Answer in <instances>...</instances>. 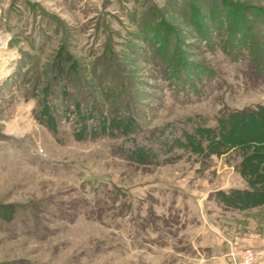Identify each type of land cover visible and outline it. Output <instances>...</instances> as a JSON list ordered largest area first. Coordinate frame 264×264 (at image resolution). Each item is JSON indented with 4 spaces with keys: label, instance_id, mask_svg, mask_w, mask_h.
<instances>
[{
    "label": "rangeland",
    "instance_id": "rangeland-1",
    "mask_svg": "<svg viewBox=\"0 0 264 264\" xmlns=\"http://www.w3.org/2000/svg\"><path fill=\"white\" fill-rule=\"evenodd\" d=\"M233 4L263 35L264 0H0V264H205L199 247L218 238L229 264L241 236L264 257V202L220 196L259 191L240 170L252 152L264 162V141L199 142L221 115L264 107V65L206 27ZM150 19L178 36L180 80L143 32ZM252 119L237 126L258 133Z\"/></svg>",
    "mask_w": 264,
    "mask_h": 264
},
{
    "label": "trees",
    "instance_id": "trees-1",
    "mask_svg": "<svg viewBox=\"0 0 264 264\" xmlns=\"http://www.w3.org/2000/svg\"><path fill=\"white\" fill-rule=\"evenodd\" d=\"M215 6V13L217 14L211 16L208 24H206L207 29L209 30V28L214 27V29L217 30L218 33L225 32L227 34L226 42H224L225 44L223 48L226 49V52H228L231 57L238 56V54L241 53L242 49H247L251 57V62L258 65L259 67L263 66L264 34L259 35V33L252 25L251 20L245 15L240 14L239 12H241V8L239 9L238 7H235L236 5H228V10L220 9L218 5ZM194 10L197 12L196 9ZM198 12H192L191 16L189 17L195 18L199 16ZM222 13L227 14V20L225 22L221 20ZM262 20L264 21V15L262 16ZM153 21V19L144 21V23L142 24L143 32L147 34L146 36L148 37L149 42H154L155 44L159 45L156 52L160 54V56H162L160 58V63H162V65L167 67V69H169L170 71L175 72V74H177L178 76L177 79L180 80V75L185 72L186 68H188L189 65L187 55L185 54V51L172 52L171 47L174 43V38L178 39V36L173 35L174 32L171 31L165 21H162L157 25H153ZM203 23L205 25L204 21L202 22V25L200 27L197 26V29L200 34L199 36L205 40L209 37V33L204 30L205 27L203 28ZM58 57H60V60H58L54 64L53 68L54 70H56L55 74L57 77L63 76L64 74L67 75L70 72L71 67L66 68L61 59L63 56ZM63 59L65 62H68L66 57H64ZM78 110L79 116L84 118L85 115L82 116L83 112L81 111L80 107H78ZM257 115L263 116L264 119V107L225 113L219 117V126L216 132H214L213 130L199 131V134L201 135L199 142L201 143V141L207 139L209 142L213 143L214 149H217L216 151H218V149H220V151H228L231 148H238L240 149V151H243L244 146L253 147L254 145H257L254 140H258L261 138L264 141L263 119H258L259 123L257 122V124L262 125V129L258 133L255 130L253 131V133H246L245 130L237 126V122L240 123L243 120L249 122V120H251L255 123L256 120L252 119V117H256ZM100 122L101 128L102 126L106 125L105 118H103L102 121L100 120ZM85 129L86 127L85 125H83L82 130ZM254 135L256 136V138L254 137ZM188 139H190V143L192 142V144L197 143L192 136ZM250 143L251 145H249ZM195 147L199 148V145ZM256 147L261 149V151H259L258 153L263 155L262 160H264V146H254V150L257 149ZM253 153L254 152H252L245 158V162L243 166H241L240 171L243 176L248 179L251 185L255 184L256 182L261 184L260 187H258L259 189H257L259 191H256L254 187V189L252 190H232L228 194L221 192V201H225V203L229 206L245 209L254 207L264 202V198H262L264 197V162L260 164L256 159L252 160L251 163H249V156H252ZM258 165L260 167V170L257 167Z\"/></svg>",
    "mask_w": 264,
    "mask_h": 264
},
{
    "label": "crops",
    "instance_id": "crops-1",
    "mask_svg": "<svg viewBox=\"0 0 264 264\" xmlns=\"http://www.w3.org/2000/svg\"><path fill=\"white\" fill-rule=\"evenodd\" d=\"M238 239V238H237ZM239 239H241V247L236 249L240 253L242 251V248H252L256 251V245L251 244L249 239L244 238L241 236ZM264 246V242H262L261 246ZM202 249V253H200L202 257V261L205 262V264H227L230 260L229 257V249L227 248V245L224 243V238H218L217 242H214L212 244H201L200 247ZM264 252V250H262ZM255 264H264V257H260L259 260Z\"/></svg>",
    "mask_w": 264,
    "mask_h": 264
},
{
    "label": "built area",
    "instance_id": "built-area-1",
    "mask_svg": "<svg viewBox=\"0 0 264 264\" xmlns=\"http://www.w3.org/2000/svg\"><path fill=\"white\" fill-rule=\"evenodd\" d=\"M231 256L233 258L232 262H229V264H254L256 259H257V255L255 253V251L251 248H247L245 249L242 254H241V260L237 261V254L232 252Z\"/></svg>",
    "mask_w": 264,
    "mask_h": 264
},
{
    "label": "bare ground",
    "instance_id": "bare-ground-1",
    "mask_svg": "<svg viewBox=\"0 0 264 264\" xmlns=\"http://www.w3.org/2000/svg\"><path fill=\"white\" fill-rule=\"evenodd\" d=\"M2 42V41H1ZM4 44V43H3ZM5 45V44H4ZM3 46V45H2ZM7 50V49H6Z\"/></svg>",
    "mask_w": 264,
    "mask_h": 264
}]
</instances>
